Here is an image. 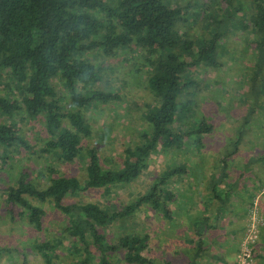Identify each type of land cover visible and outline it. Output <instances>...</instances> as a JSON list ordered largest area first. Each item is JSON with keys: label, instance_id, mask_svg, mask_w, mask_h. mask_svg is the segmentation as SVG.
<instances>
[{"label": "trees", "instance_id": "trees-1", "mask_svg": "<svg viewBox=\"0 0 264 264\" xmlns=\"http://www.w3.org/2000/svg\"><path fill=\"white\" fill-rule=\"evenodd\" d=\"M239 25L264 37V0H0V167L10 166L17 146L60 162L84 161L82 179L61 174L58 167L52 175L49 167L40 175L46 182L37 186L21 167L14 183L0 186L1 214L21 217L25 227L36 230L34 248L44 264H88L92 245L99 264H113L107 252L117 250L126 262L157 264L142 253L144 233L124 232L107 241L105 230L141 204L168 217L172 193L165 179L184 170L183 164L164 169L121 208L66 197L88 187L107 193L133 180L158 146H180L184 137L202 145L208 121H184L190 120L201 86L191 69L222 64L224 36ZM120 49L140 57L134 69H142L151 101L142 104L137 140L124 145L114 168L103 165L94 142L82 140L91 133L85 112L121 97L100 84L105 65L99 64ZM29 120L40 123L41 143L23 133ZM34 196L64 214L65 224L54 231L42 224L44 210L30 200Z\"/></svg>", "mask_w": 264, "mask_h": 264}, {"label": "crops", "instance_id": "crops-1", "mask_svg": "<svg viewBox=\"0 0 264 264\" xmlns=\"http://www.w3.org/2000/svg\"><path fill=\"white\" fill-rule=\"evenodd\" d=\"M223 51L222 64L208 68L207 87L213 92L210 128L203 133L208 149H195L192 170L165 179L171 182L165 217L170 224L141 232L146 235L142 253L157 264H231L253 201L260 216L253 262L264 264V37L239 25L225 34ZM2 207L1 200L0 214ZM0 233L5 237L0 264H44L34 248L36 230ZM91 249L88 264H99L94 245ZM107 257L113 264H139L116 251Z\"/></svg>", "mask_w": 264, "mask_h": 264}, {"label": "rangeland", "instance_id": "rangeland-1", "mask_svg": "<svg viewBox=\"0 0 264 264\" xmlns=\"http://www.w3.org/2000/svg\"><path fill=\"white\" fill-rule=\"evenodd\" d=\"M125 50L120 49L115 55L106 56L103 59L102 56L96 58L97 61L102 59L99 64L103 63L105 65L100 84L106 89L115 88L120 92L121 97L98 104V106L92 105L85 112V116L91 125V133L82 140L84 143L94 142L103 165L114 166V168L120 165L124 145L131 144L137 140V130L144 122L141 115L142 104L145 101H151L150 91L144 85V81L141 78L142 74L140 72L142 69L140 68L139 71L134 69L138 64L133 61L136 59L140 60V57L134 51L126 53ZM223 53V49L218 53L220 59H223ZM124 55L126 56V60H120V57ZM191 71L201 81V86L194 96L195 103L190 110V120L185 119L184 121L188 123L191 121L192 124H195L199 119L208 121L207 110L213 102L210 101L211 93L213 92L209 90V86L207 87L208 68L201 67L198 64L192 67ZM121 79H124L125 82H121ZM60 91L64 93L63 88H60ZM1 117L2 115H0ZM24 124L26 127L29 125V129L26 130L27 132H23L27 138L33 140L36 137L38 142L41 143L45 133L42 131L40 123L29 120ZM183 140L184 144L180 146H171L168 148L158 146L154 152L149 154L146 165L141 173L133 180L126 183H117L107 193L104 192L102 187L81 189L75 194L68 195L66 200L79 201L81 203L94 201L101 206L121 208L123 204L141 194L165 168L183 164L185 168H190L191 166L190 169L192 170L193 165L198 160L195 158L197 157L194 154L195 149L199 146H195L191 139L186 142V137ZM202 140L204 142H202L203 148L207 150L209 146L207 140L205 139L204 141L203 136ZM218 140L216 139V141ZM217 146L219 145L217 144ZM16 151L19 152L12 158L10 166L5 165L0 167V186L10 182L14 183L17 172L21 167L27 169L29 172L28 177L37 186L42 182H46V178L40 177V175L43 176L44 173L48 174L47 170L49 167L52 168V175L57 174L56 171H53V167H58L59 170L57 171L61 174L76 175L78 179H82L83 177L84 161L82 160L60 162L54 158L52 159L49 155L40 156L36 153L32 154L31 152L23 150L21 146H17ZM199 151L202 150L199 148ZM191 170H187L186 173H193ZM170 184L171 182L169 184L165 183V186L167 187ZM30 200L40 205L44 210L42 224L46 225L50 231L58 230L59 226L65 224L64 214L50 205V203L47 201L41 202L36 196L30 197ZM168 221L162 216L160 211L153 210L147 204H141L132 213L123 217L121 221H113L105 230V238L107 241H111L124 232L140 233L142 230H161L167 224H170V221ZM0 230L2 232L11 231L15 233L16 230L30 229L23 225V218L16 216L14 219H10L9 214L3 212L0 214ZM42 232H46V229L42 230ZM1 237L3 236L0 233V240H3ZM117 252L119 251L117 250Z\"/></svg>", "mask_w": 264, "mask_h": 264}, {"label": "built area", "instance_id": "built-area-1", "mask_svg": "<svg viewBox=\"0 0 264 264\" xmlns=\"http://www.w3.org/2000/svg\"><path fill=\"white\" fill-rule=\"evenodd\" d=\"M255 201L249 208V217L245 223L239 247L234 255L231 264H254L253 262V243L258 234V223L260 216L255 208Z\"/></svg>", "mask_w": 264, "mask_h": 264}]
</instances>
